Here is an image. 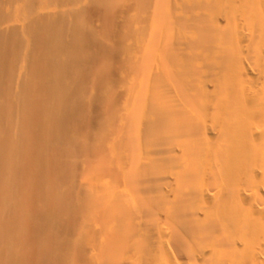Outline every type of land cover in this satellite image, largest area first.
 <instances>
[{
    "label": "bare ground",
    "instance_id": "6f19581e",
    "mask_svg": "<svg viewBox=\"0 0 264 264\" xmlns=\"http://www.w3.org/2000/svg\"><path fill=\"white\" fill-rule=\"evenodd\" d=\"M0 264H264V0H0Z\"/></svg>",
    "mask_w": 264,
    "mask_h": 264
},
{
    "label": "rangeland",
    "instance_id": "374dc122",
    "mask_svg": "<svg viewBox=\"0 0 264 264\" xmlns=\"http://www.w3.org/2000/svg\"><path fill=\"white\" fill-rule=\"evenodd\" d=\"M102 22H103V19L100 16H97L96 15L92 19V26L94 27L95 30H97L98 28H100L102 26V24H103ZM126 38H128V37H126ZM126 38H125V42L126 43L127 42L131 43V42H134L135 41L134 38H128V39H126ZM132 48H133V46H129V47H126L124 49H127V50L131 51ZM124 49L121 47V51L120 52H122V50L124 51ZM109 62H113L112 59L110 60V58H109ZM97 63L98 62L93 63V65H97ZM118 67H120V66H117V69H119ZM119 75H120L119 74V71H117V70L115 71V73H112L111 77L114 78V80H115L114 81V85L107 87L108 89H110V92H111V94L113 96H116V95L119 96L121 94L122 85H121V82L118 80L119 79ZM90 90L91 91H94L93 89H90ZM112 138L114 139L115 137H112ZM112 138L108 139L109 142L106 143L105 149H103V148L101 149V152H102V150H104L103 152H105V153L112 152L111 155L113 157L114 156V150L111 151L110 148H109V145H110L109 143L112 141ZM98 151H100V150H98ZM82 165H85V164H82ZM107 172H109V174L108 173L105 174L104 175V179L102 180V183L104 182L105 184L113 176V174L110 171H107Z\"/></svg>",
    "mask_w": 264,
    "mask_h": 264
}]
</instances>
